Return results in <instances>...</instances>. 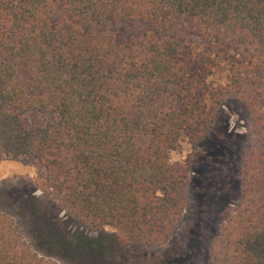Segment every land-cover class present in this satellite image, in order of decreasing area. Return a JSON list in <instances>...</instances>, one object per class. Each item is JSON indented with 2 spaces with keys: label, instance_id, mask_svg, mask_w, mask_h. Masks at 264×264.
<instances>
[{
  "label": "trees",
  "instance_id": "1",
  "mask_svg": "<svg viewBox=\"0 0 264 264\" xmlns=\"http://www.w3.org/2000/svg\"><path fill=\"white\" fill-rule=\"evenodd\" d=\"M136 21L163 36L117 44L114 26ZM192 35L231 42L239 58L225 84L209 87L211 56L189 54ZM0 51V158H34L44 179L33 192L97 237L86 245L61 221L42 232L84 262L109 254L97 239L107 227L134 246L167 243L190 204V169L171 151L182 136L207 137L237 98L250 114L241 192L209 253L213 264H264V0H0ZM31 112L52 120L28 125ZM24 198L25 219L40 200ZM21 218L0 208V264H65L32 246Z\"/></svg>",
  "mask_w": 264,
  "mask_h": 264
},
{
  "label": "rangeland",
  "instance_id": "2",
  "mask_svg": "<svg viewBox=\"0 0 264 264\" xmlns=\"http://www.w3.org/2000/svg\"><path fill=\"white\" fill-rule=\"evenodd\" d=\"M52 10L54 19L64 12L57 6ZM150 32L163 36L146 21L124 22L114 26L117 44L140 41ZM216 41V45L206 46L192 35L187 43L189 54L205 53L211 56L212 61L206 66L207 82L211 89L227 82V62L239 58L229 40L221 38ZM0 56L4 57L1 51ZM25 80L23 71H18L16 83L24 84ZM27 120L28 125H41L51 121L52 116L31 112ZM249 128L250 114L245 105L237 98H227L219 107L213 128L207 137L198 143L189 135L181 137L179 146L170 155L173 161L182 162L190 169V204L170 240L161 246H134L119 235L117 230L107 227L97 239L101 243V249H108L109 254L91 261L85 257L86 262L82 261L64 245L56 242V238H51L48 232H42L41 228L48 230L61 221L69 235L74 238L72 234L78 231L79 238L86 245L90 243L86 237H97V233L86 226L72 224L40 190L33 192L35 184L43 181L44 170L29 156L0 158V208L18 218L22 217L19 224L26 228L24 235L38 252L57 258L65 264H213L209 246L218 232L219 213L224 208H232L241 192L239 170L250 140L247 136ZM26 195L28 199L32 195L39 199L40 208L24 219L17 212L16 202ZM28 225L31 227L27 228ZM57 229L61 231V228ZM105 241L109 242L107 247L103 244Z\"/></svg>",
  "mask_w": 264,
  "mask_h": 264
}]
</instances>
